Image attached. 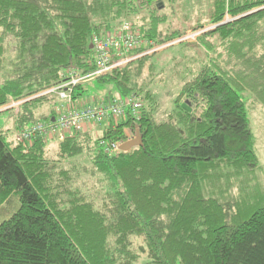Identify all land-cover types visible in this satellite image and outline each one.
Returning <instances> with one entry per match:
<instances>
[{
  "label": "trees",
  "instance_id": "16d2710c",
  "mask_svg": "<svg viewBox=\"0 0 264 264\" xmlns=\"http://www.w3.org/2000/svg\"><path fill=\"white\" fill-rule=\"evenodd\" d=\"M179 1L0 0V116L18 110L0 130V264H264V169L248 108L264 107V0H211L209 23L189 30L163 11ZM125 22L158 47L201 32L197 60L166 61L184 81L166 120L142 80L158 65L146 61L191 43L96 80L142 95L139 120L22 140L57 116L49 91L97 69L93 39ZM86 85L74 100L89 98ZM126 128L142 147L107 153Z\"/></svg>",
  "mask_w": 264,
  "mask_h": 264
},
{
  "label": "built area",
  "instance_id": "2783aa9c",
  "mask_svg": "<svg viewBox=\"0 0 264 264\" xmlns=\"http://www.w3.org/2000/svg\"><path fill=\"white\" fill-rule=\"evenodd\" d=\"M201 32L188 34L175 43L164 47L154 46L141 37L129 23L121 27L110 28L102 36L95 37L92 41L97 69L90 74L82 75L76 71L69 75L67 81L60 87L53 89L48 94H55L60 100L57 116L52 121L36 124L30 131L24 132L21 139L26 140L36 135H54L59 133L60 139L72 135L74 130L82 131L85 128L91 131H115L121 123L133 119L139 120L144 106L141 96L133 93L129 96L112 95V98L95 100L93 97L86 100H74V90L80 85H86L115 71L126 69L132 62L159 53L162 50L180 44L195 43ZM16 105H12V108ZM125 139L113 142L107 146V153L122 154V146L137 139L138 128L124 130ZM105 145V142H102Z\"/></svg>",
  "mask_w": 264,
  "mask_h": 264
},
{
  "label": "rangeland",
  "instance_id": "374dc122",
  "mask_svg": "<svg viewBox=\"0 0 264 264\" xmlns=\"http://www.w3.org/2000/svg\"><path fill=\"white\" fill-rule=\"evenodd\" d=\"M210 1L211 0H180L179 3L176 5L177 7H179L178 12L176 10L173 11V9L170 10V8L163 11L168 14V20L171 21L175 17L174 20L177 21L174 24L175 29L189 30L190 28L196 26V24L198 23L204 25L209 23L208 14L210 9ZM228 20H230V18L227 17L225 23L228 22ZM125 23L133 25V23L131 22ZM191 45V47H173L171 48V50H168L163 54H157L153 58L148 59L146 61L147 65L151 64L152 62L158 65L154 68L153 71L158 75L155 76V80H152L149 71H146L142 77L144 83L149 86V88L156 95L157 100H159L160 108L155 116L158 121L166 120L167 115L171 114L173 109H175V99L180 93L181 86H183L184 84L183 75L180 74L182 72V67L181 72L178 71L177 76L174 77V70H171L170 66H168L169 68L165 69L168 64L166 63V61L170 62V65L173 66L176 63H179V60L181 61V59H183L182 65L186 66L188 65L189 61L197 60L196 57L201 56L199 54V52L202 51L201 47L198 42L191 43ZM185 53L188 54L187 58H185ZM173 58H175L174 61H172ZM85 90V97H89V100L91 99V97H98V99L100 97L101 99H104L103 97L106 96V94H117V92L112 86L102 84L101 82H98L96 80L91 83H88L85 86ZM117 96H120V94H117ZM140 96L141 100L144 103V98L142 97V95ZM184 104H182L181 106H183ZM248 108H250L249 113L251 119V127L256 139V151L260 157V165L264 169V107L258 104L250 107V104H248ZM17 112L18 110H16L15 112H13L12 110L11 113H5L0 116V130H5L7 128L10 129L13 127V119ZM128 129L134 130L133 128ZM55 146L56 145L54 144L50 148V151L53 154L55 152ZM262 179L264 180V172L262 175ZM2 214L3 212H0V223L5 220L2 218ZM138 241L140 242V240ZM137 245H139V243H137Z\"/></svg>",
  "mask_w": 264,
  "mask_h": 264
},
{
  "label": "water",
  "instance_id": "95a60500",
  "mask_svg": "<svg viewBox=\"0 0 264 264\" xmlns=\"http://www.w3.org/2000/svg\"><path fill=\"white\" fill-rule=\"evenodd\" d=\"M182 109L185 110L186 112L188 113H192V109H190L187 105H183L182 106ZM138 147H142V138L140 136V134H138V137L136 140L130 142V143H127L125 145L122 146L121 150L123 152H130L131 150L135 149V148H138Z\"/></svg>",
  "mask_w": 264,
  "mask_h": 264
}]
</instances>
